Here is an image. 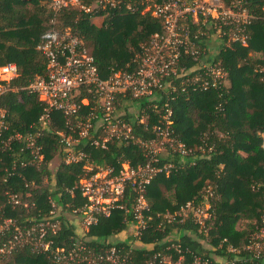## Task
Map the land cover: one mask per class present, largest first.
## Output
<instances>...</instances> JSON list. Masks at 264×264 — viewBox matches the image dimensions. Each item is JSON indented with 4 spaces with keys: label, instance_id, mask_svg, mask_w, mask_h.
Returning a JSON list of instances; mask_svg holds the SVG:
<instances>
[{
    "label": "trees",
    "instance_id": "1",
    "mask_svg": "<svg viewBox=\"0 0 264 264\" xmlns=\"http://www.w3.org/2000/svg\"><path fill=\"white\" fill-rule=\"evenodd\" d=\"M50 2L0 0V65L15 62L18 67L17 76L11 80L16 90L0 96L9 125V131L0 138L30 129L42 111L43 102L23 87L36 75L45 74L46 59L37 44L52 26L54 12ZM245 5L254 14L246 27L247 45L229 41L227 35L216 36V29L209 23L203 24L201 18L193 22L189 17L184 22L191 33L198 28L207 31V37L199 39L202 57L217 62L227 72L218 87L192 90L187 86L186 91H181L180 78L169 77L176 84L171 100L166 98L168 86L155 90L150 98H118L117 111L141 139L155 137L152 125L162 119L164 104L169 102L173 134L189 151L185 155L169 151L159 156L160 165L167 162L171 167L167 174L154 175L147 185L150 219L139 244L127 235L134 219L131 205L135 193L126 186L124 208L99 216L90 227L87 242L94 249L115 245L122 253L128 251L125 257L133 264H143L157 252L172 261L181 254V264H197L195 257L207 260V264H221L223 260L264 264V247L259 256L247 247L264 218V77L259 72L264 67V0H245ZM135 7L133 11L111 8L99 22L82 10L65 7L55 15L54 26L78 36L93 56L99 76L107 78L115 70H129L142 46L155 32L162 31L161 19L151 11L140 12L138 3ZM182 60L191 67L197 63L190 56ZM77 91V102L88 99L79 109L83 117L91 104V95L84 86ZM149 103L156 107L147 108ZM142 108L150 125L147 128L135 118L136 111L142 114ZM51 117L52 122L43 129L40 139L44 159L39 166L28 162L30 151L20 141L12 140L11 147L0 152V220L11 218L19 226L29 225L46 219L54 209L60 224L49 238L54 247H61L70 245L76 237L75 224L65 214H74V209L84 203L77 183L86 172L83 161H65L66 149L54 132L68 130L65 117L58 110H53ZM75 147L84 149L95 163L116 168L124 160L133 166L146 160L143 147L131 141L113 140L105 149L90 147L82 141ZM56 157L57 164L51 169V161ZM20 160L27 161L26 165H21ZM10 192L19 195L20 204L8 202ZM204 200L210 207L203 226L194 222L191 212L187 217L175 214L170 221L165 218L166 213L180 211L187 201L195 208ZM229 246L236 251H228ZM0 264L54 263L45 253L24 245L1 256Z\"/></svg>",
    "mask_w": 264,
    "mask_h": 264
},
{
    "label": "built area",
    "instance_id": "2",
    "mask_svg": "<svg viewBox=\"0 0 264 264\" xmlns=\"http://www.w3.org/2000/svg\"><path fill=\"white\" fill-rule=\"evenodd\" d=\"M141 7L140 12L151 13L162 20V31L155 32L141 51L133 58L129 70H115L107 78L99 76L94 58L88 53L82 40L69 30L61 31L54 26L55 15L65 7H73L88 13L92 19L101 18L111 8L135 10V4ZM53 10L52 26L40 37L37 49L46 59L44 75H36L30 83L23 87L38 96L43 102V108L37 122L25 132L15 131L0 138V152L10 148V142L20 141L30 151L29 163L39 166L44 159L40 139L43 129L52 122L53 110L60 111L65 117L68 130H55L59 142L65 147V161H83L86 175L78 180L77 188L84 197V203L74 209L76 237L68 246H53L49 238L59 229L60 219L55 211L50 210L44 220L35 221L29 225L19 226L11 218L0 220V257L8 255L12 250L29 245L33 251L43 252L54 264H133L115 245L102 250H96L88 244V232L95 225L99 216H107L115 208H124L125 188L129 186L134 191L132 202L133 221L127 229L132 240L139 244L140 237L148 229L150 219L149 202L146 188L154 175L160 172L169 173L171 163L159 164V156L169 151L182 155L189 149L178 139L171 128L172 107L166 102L165 113L159 123L152 125L155 137L141 139L133 134L132 124L126 120L116 105L118 98L128 96L130 99L154 96L155 90L164 89L166 98L175 97L176 84L170 78H180L181 91L187 86L192 90L216 88L226 78L227 72L217 63L202 57L199 39L207 37V31L198 28L191 33L190 27L184 22L191 17L193 22L201 18L203 24L209 23L216 29V36L227 35L228 40L247 45V25L254 17L250 13L245 0H51ZM210 41V40H209ZM184 56H190L197 63L187 66L182 61ZM264 77V67L259 68ZM18 74L15 62L0 65V96L8 91H15L11 80ZM86 87L91 95V104L84 116L79 115L82 104H87L86 97L78 102L75 100L77 89ZM156 107L155 103L147 104V108ZM136 111L135 118L147 128L143 114ZM7 111L0 105V136L9 131ZM113 140L135 142L143 147L146 160L143 164L133 166L127 160L121 162L119 168L112 165H101L89 158L87 152L75 146L82 141L94 148L105 149ZM264 143V137H263ZM27 161L20 160L21 165ZM15 165L11 167V170ZM7 170V168H4ZM209 191V187L206 188ZM8 202L12 205L21 203L17 193H8ZM54 206V203L52 202ZM209 202L204 200L201 205L192 208V202L187 201L180 211L165 218L170 221L175 214L187 217L191 212L194 222L204 225L209 217ZM263 225L259 228L264 232ZM257 232V233H258ZM7 233V234H6ZM254 256H259L264 247V235L254 237L247 245ZM178 251L180 249L176 247ZM228 251H236L229 246ZM128 254V253H127ZM195 263L207 264V260L195 257ZM182 255L175 261L167 255L157 252L143 264H181ZM221 264H233V261L223 260Z\"/></svg>",
    "mask_w": 264,
    "mask_h": 264
},
{
    "label": "rangeland",
    "instance_id": "3",
    "mask_svg": "<svg viewBox=\"0 0 264 264\" xmlns=\"http://www.w3.org/2000/svg\"><path fill=\"white\" fill-rule=\"evenodd\" d=\"M100 18H93V20H95L96 22H99L100 20H99ZM252 56L254 55V54H251ZM57 161H58V159H57V157L56 158H54L52 161H51V164H50V166H51V169H54L55 168V166H56V164H57ZM66 215V217L69 219V220H71V221H75V216L73 215V214H71V213H66L65 214ZM239 224V223H238ZM260 235H264V232L263 233H260V232H258L254 237H256V236H259L260 237Z\"/></svg>",
    "mask_w": 264,
    "mask_h": 264
},
{
    "label": "water",
    "instance_id": "4",
    "mask_svg": "<svg viewBox=\"0 0 264 264\" xmlns=\"http://www.w3.org/2000/svg\"><path fill=\"white\" fill-rule=\"evenodd\" d=\"M263 137H264V134H263Z\"/></svg>",
    "mask_w": 264,
    "mask_h": 264
}]
</instances>
